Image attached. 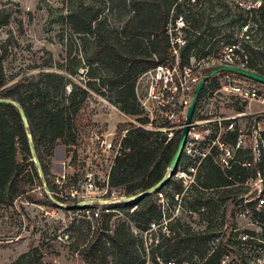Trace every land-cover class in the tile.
<instances>
[{
    "label": "rangeland",
    "instance_id": "374dc122",
    "mask_svg": "<svg viewBox=\"0 0 264 264\" xmlns=\"http://www.w3.org/2000/svg\"><path fill=\"white\" fill-rule=\"evenodd\" d=\"M81 1L93 3L99 8L109 27L119 26L131 14L128 0L125 2L124 0H0V11H4L9 19L8 25L0 30V44L4 49L2 67L5 78V86L0 91L10 88L19 79L35 77L40 72H58L55 69L56 64H62L63 58L67 59L65 65L73 72V74L65 73L68 82L83 88L87 82L94 84V90L90 91L89 99L77 116L74 143L66 145L64 141L59 140L51 148L49 144L41 146V162L46 170L48 183L53 187L54 192L65 200L63 204L69 206L79 203L67 198L70 187L77 185L81 180L82 173L86 169L85 161L87 164L96 161L93 152L99 149L96 138L102 137L117 144L123 134L126 136V132L138 124H143L145 119L142 113L129 116L120 112L108 99L112 95L110 88L102 85L97 79H91L100 78L102 70L98 65L88 64L85 61L83 53L79 52L81 47L78 38L73 34L67 20L63 19ZM234 4L243 8L249 5L248 2L239 0H234ZM230 7L232 13L241 14L233 6ZM196 13L215 16L213 11L204 13L202 8ZM181 19V17L175 19L174 24L171 15L165 30L169 43L173 42L178 46L186 37L185 24L184 26L176 24ZM181 22L184 23V20ZM240 25L241 23H237L234 26L235 40L243 38L244 32L251 30L240 28ZM171 46L172 43L170 48ZM236 46V49L240 50L239 43ZM66 52H70L67 57ZM222 54L220 49L213 51L202 65L216 63ZM87 72L92 76H88ZM141 75L137 77L135 83L136 99L137 94H141L143 90L142 85H138ZM238 80L258 90L262 88L248 80L242 78ZM218 82V78L215 77L206 83L209 90L204 92L205 102L200 113L195 117V120L203 118L206 121L195 128L203 144L196 146L197 153L188 160L185 157L181 162L180 159L170 177L173 182L165 185L164 192L167 197H159L158 193L161 190L153 194V203L161 213V217H155L148 224L139 221L134 215L138 204L126 208L108 209L110 201L105 200L104 203L93 201L99 204L97 208H100L102 213L107 210L106 216L102 215L103 217L97 220H90L85 212L86 209L62 211L52 207L45 198L46 192H42L38 180L31 174L32 162L34 161L37 169H40V163L33 158H26L24 161V155L20 152L21 147L17 143L16 162L27 164L23 173L25 194L17 197L11 205L0 204V264H17L22 255L34 248L42 254L39 264H86L81 256L82 245L100 232L103 235V245L100 246L99 252L105 257L107 264H159V262L165 264L169 261L199 264L197 253L193 252V247L183 240L188 233L203 232L209 237V246L216 238L219 241L223 239L225 242L227 240L230 242V249L225 253L226 264H240L236 255L239 250L246 257L248 264H264V248L259 240L253 245L237 244L238 241L249 240L247 236L243 239L244 231L254 232L256 238L261 235L258 223L253 220L252 209L248 207L246 217H237L239 211L244 210L236 203L240 196L243 199L255 198L254 181L253 179L251 181L252 171L242 174L240 180L232 179L233 187L229 189L210 188L201 191L196 187L198 170L203 173L209 168V163L200 165L205 159L226 175L235 176L240 173L238 168L227 169L220 161L223 157L230 163V157H227L226 152H231L233 139L226 141L224 136L228 129L223 124L222 126L217 124L219 118L238 116L231 122L234 124V130L242 131L246 147H253L255 144L256 136L254 137L253 132L257 127L254 129L252 126L253 119L260 123L258 128L264 130V105L256 102L238 103L233 98L215 93ZM95 89L100 90L104 96L99 95ZM210 91L212 92L207 94ZM14 99L15 101L7 100L18 107V93ZM250 105L252 107L247 109L248 113L242 114ZM208 138L210 142L207 141ZM247 157L245 155L244 159ZM99 163L105 170L107 164L104 165L100 160ZM182 172L184 175L181 177ZM204 173L206 176L205 171ZM56 179L60 180L61 189L59 184L55 185ZM224 192L231 194L227 200L223 197ZM49 194V197L53 196ZM127 197L132 196H125ZM222 202H224L223 210L219 208ZM217 215L218 219L221 215L225 217L224 226L211 221L210 218ZM114 235L119 238L127 237L129 246L127 261L118 257L119 251L106 238ZM232 235H236V238L232 239Z\"/></svg>",
    "mask_w": 264,
    "mask_h": 264
},
{
    "label": "trees",
    "instance_id": "16d2710c",
    "mask_svg": "<svg viewBox=\"0 0 264 264\" xmlns=\"http://www.w3.org/2000/svg\"><path fill=\"white\" fill-rule=\"evenodd\" d=\"M128 1L131 14L119 26L109 27L99 8L93 3L83 1L79 2L66 18H63L67 20L73 34L78 38L81 47L79 52L83 53L85 61L88 64L98 65L102 70L100 78H90L97 79L102 85L110 88L112 91V95L108 97L110 103L125 115L141 114L135 95L137 77L169 60L170 43L165 30L171 15L174 24L175 19L181 17L186 26L185 45L179 53L181 65H189L191 60L204 61L213 51L218 49L223 51L225 47H237L239 43L240 50L237 49L236 52L244 61V68L264 76V0H239L249 3L244 8L235 5L234 0H148L145 3L142 2L144 0ZM230 5L241 14L232 13ZM201 8L204 13L213 11L215 16L197 14L196 11ZM8 23V15L0 11V30ZM237 23H241L240 28L251 29L244 32L243 38L239 40L234 39V26ZM3 52V46L0 44V89L5 86ZM70 52H66L65 56H69ZM61 61L63 63H57L55 67L58 72H40L35 77L19 79L10 88L0 91V98L13 101L18 93V108L26 118L24 124L20 111L12 104L13 102L0 105V204L11 205L17 197L25 194L23 173L27 164L16 162L17 143L21 147L20 152L24 155V161L26 158H33L40 163V169L38 168L39 171L41 170L40 174L34 161L30 168L42 192L45 193L44 184L48 186L50 193L54 192L41 162V146L49 144L51 148L59 140L64 141L66 145L74 143L77 116L89 99L90 91L94 90V84L90 82H87L84 88L68 82L65 73L73 74V72L65 65L66 58ZM214 68L215 66H210L203 69V75ZM87 75L92 76L89 72ZM261 87L264 89L263 86ZM95 90L99 95L104 96L100 90ZM202 93L203 90L199 97ZM145 121L143 119L142 123ZM236 135V132H229L225 139L226 141L233 139L232 145H234ZM261 136L264 137V134L262 133ZM179 137L180 132H176L171 142L163 144L159 132L137 127L129 130L122 140L123 153L117 158L111 170L109 188L119 190L125 196H134L155 185L166 173ZM245 155L248 156L246 159H244ZM185 157H181V162ZM207 160H203L204 163L200 164L204 166L209 163V168L204 170L206 176L204 171L202 173L198 170L199 174L196 177V187L201 191L210 188L229 189L233 187L232 179L240 180L241 175L247 174V171H252L251 179L256 178L258 170L264 171V158L256 166L241 167L240 162L243 161L252 164L250 150L235 152L233 161L236 163H232L230 168L239 169L240 173L235 176L220 172ZM171 182L173 180L169 179L166 184ZM166 186L160 191L165 197H167L164 192ZM229 195H231L229 192H224V199L227 200ZM152 197L153 195L128 204L111 202L108 209L126 208L138 204L134 215L139 221L148 224L155 217H161ZM45 198L52 207L67 211L59 206L65 203L64 199L49 197L46 193ZM247 206L252 209L253 220L258 223L261 235L256 238L254 232L244 231L243 238L246 239L247 236L249 240L238 241L237 244L253 245L259 240L264 248V211H256L254 203H249ZM97 207L99 204L94 203L79 209L92 211ZM105 213L101 212L99 218L102 215L106 216ZM210 219L220 226L225 225L222 218L218 219V215ZM101 233H97L82 245L81 256L86 264H107L105 257L99 252L100 246L103 245ZM187 235L183 241L193 247L192 251L197 253L199 264H221L226 257V250L230 249V242L228 240L225 242L223 239L211 248L208 244L209 237L204 232ZM106 238L119 251L118 257L126 260V254L129 252L127 237L119 238L114 235ZM235 238L236 235H232V239ZM236 255L240 264H248L240 250ZM41 260L42 254L34 248L22 255L17 264H39ZM181 263L186 262H178Z\"/></svg>",
    "mask_w": 264,
    "mask_h": 264
},
{
    "label": "built area",
    "instance_id": "2783aa9c",
    "mask_svg": "<svg viewBox=\"0 0 264 264\" xmlns=\"http://www.w3.org/2000/svg\"><path fill=\"white\" fill-rule=\"evenodd\" d=\"M182 20V19H181ZM181 20L177 21L178 26H184V23ZM172 43L171 48L169 49V60L163 64L156 65L146 72H144L139 78L138 85H142L141 94H137V102L143 117L145 118V123L138 124L137 128H142L146 131L159 132L161 135L165 134L167 136V141L165 144L171 142L176 135V132L182 130L185 119L186 112L189 106L194 88L200 78L203 76V69L210 66H235L239 68H244V61L240 55L236 52V47H225L222 51V56L220 59L213 63L212 65L203 66L202 62H195L191 60L189 65H181L179 53L181 48L185 45V40L182 41L180 46ZM176 45V46H175ZM219 82L217 84V90L215 93H219L226 98H233L235 102H256L260 105H264V89L258 90V88L250 87L246 82H241L238 80V76L230 73H222L216 76ZM243 79V78H242ZM203 93L198 98L193 114L192 121L188 126V134L186 137V143L183 149L182 156L191 158L193 154L197 153L196 146L203 144V140L200 138V134L195 130V128L200 125V123L206 122L205 119L201 118L200 120H195V117L200 113L203 103L205 102L203 94L209 90L207 85H204ZM212 91L207 92L210 94ZM201 117L203 115L200 114ZM236 117H222L217 120L219 126L227 127L228 131L225 133V136L229 132H236L235 144L232 145L231 152L227 151V157H230V163L221 157V163L226 165V168H231L235 152L238 150H250L252 156V164L247 161L240 162L241 167L248 168L251 165L256 166L264 158V137L261 134H264V130L258 128L259 122L256 119L252 120V126L254 129L257 127V130L253 132L254 134V146L246 147L245 146V136L242 134V131L234 130L233 120ZM127 133V132H126ZM125 137V134L122 135L121 139L117 144H114L112 141L106 139L96 138L99 149H95L93 152L95 154L94 160L95 163L87 164L85 161L86 169L82 173L81 180L77 185L70 187V194L67 199L72 200L73 202L84 203L86 205L93 204V201L98 203H104L105 200H108L112 203L120 202L125 198V195L116 189L109 188L110 174L111 170L115 166L117 158L123 153L122 140ZM208 142L211 140L208 138ZM232 153V155H231ZM231 155V156H230ZM99 160L105 164L106 168L103 170V165L99 163ZM92 161V160H90ZM239 164V163H238ZM183 173L180 174L182 177ZM252 181V179H251ZM255 186V198L254 199H243L240 196V199L236 202L237 205L241 206L244 210H240L237 214V217L244 218L247 215L249 203H254V209L256 211H264V171L258 170L256 178L253 179ZM60 185V180H55V185ZM61 189V185L59 186ZM122 193V195H121ZM63 199L60 195L55 192L50 193ZM159 197L163 198L161 193H158ZM81 201V202H80ZM103 201V202H102ZM78 204V203H76ZM224 203L220 205V209L223 210ZM90 220L99 219V215L102 210L96 208L92 211H85ZM92 212V213H91ZM107 212V210H105ZM223 219L224 224H226L225 217L220 216V219ZM245 239V238H243ZM217 241V242H215ZM216 238L211 242L210 247L214 248L218 243ZM159 264H163L159 262ZM165 264H178L175 261H169ZM221 264H226V259L224 258L221 261Z\"/></svg>",
    "mask_w": 264,
    "mask_h": 264
},
{
    "label": "water",
    "instance_id": "95a60500",
    "mask_svg": "<svg viewBox=\"0 0 264 264\" xmlns=\"http://www.w3.org/2000/svg\"><path fill=\"white\" fill-rule=\"evenodd\" d=\"M222 73H230V74L236 75L240 78H243L245 80H248L250 82L256 83V84L264 87V76H261L255 72L250 71V70L245 69V68H239V67L230 66V65L215 67L213 70H211L207 74L203 75L194 88L189 106L187 108L185 123H184V126L180 132V137L178 140L176 150H175V152H174V154H173V156H172V158H171V160L167 166L166 173L155 185L148 188L144 192L136 194L132 197H127V198L122 199L120 201L121 204H128V203L136 202V201H139L143 198H146L148 196L156 194L166 185L167 181L170 179V177L172 175V172L177 168L179 161L182 157L183 149H184V146L186 143V137H187L188 130H189L188 126L190 125V123L192 121L196 102L199 98V95H200L204 85L211 78H215L217 75L222 74ZM7 103H11V102L9 100H6V99H0V105L7 104ZM12 104L14 106H16V104H14V103H12ZM17 109H19V108L17 107ZM19 111H20L23 123L26 124V118H25L24 114L22 113V111L20 109H19ZM166 141H167V136L165 134H162L161 135V142L163 144H165ZM44 190L46 193H48V194L50 193L49 188L46 184H44ZM59 206L61 208L66 209L67 211H70V210L79 209V208L85 206V204L84 203H78V204H74L71 206L59 204Z\"/></svg>",
    "mask_w": 264,
    "mask_h": 264
},
{
    "label": "crops",
    "instance_id": "0c3cea01",
    "mask_svg": "<svg viewBox=\"0 0 264 264\" xmlns=\"http://www.w3.org/2000/svg\"><path fill=\"white\" fill-rule=\"evenodd\" d=\"M251 107H252L251 105L248 106V107H246L245 111H244L242 114L246 115V114L248 113V112H247V111H248L247 109H251Z\"/></svg>",
    "mask_w": 264,
    "mask_h": 264
}]
</instances>
